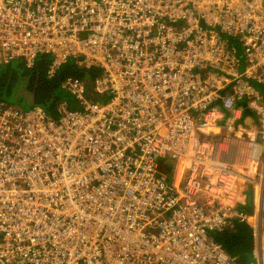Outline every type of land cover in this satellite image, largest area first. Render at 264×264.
<instances>
[{
	"label": "built area",
	"instance_id": "built-area-1",
	"mask_svg": "<svg viewBox=\"0 0 264 264\" xmlns=\"http://www.w3.org/2000/svg\"><path fill=\"white\" fill-rule=\"evenodd\" d=\"M40 53L98 98L0 101V264H236L235 222L264 264V0H0V64Z\"/></svg>",
	"mask_w": 264,
	"mask_h": 264
},
{
	"label": "trees",
	"instance_id": "trees-1",
	"mask_svg": "<svg viewBox=\"0 0 264 264\" xmlns=\"http://www.w3.org/2000/svg\"><path fill=\"white\" fill-rule=\"evenodd\" d=\"M51 55L40 53L31 67L21 58L0 64V101L27 108L33 104L42 106L49 114H57V105L66 100L68 107H78L79 103L61 84L68 75H78L87 79L89 96L98 98L91 91V80L97 69L77 65L72 59L62 64L56 72L47 74ZM264 88V86H263ZM164 170L171 173L172 163L167 161ZM235 259L236 264H255L251 255L252 236L250 227L235 222L232 227L210 233Z\"/></svg>",
	"mask_w": 264,
	"mask_h": 264
},
{
	"label": "water",
	"instance_id": "water-1",
	"mask_svg": "<svg viewBox=\"0 0 264 264\" xmlns=\"http://www.w3.org/2000/svg\"><path fill=\"white\" fill-rule=\"evenodd\" d=\"M248 112H249V110H248V109H246V110H245V113H248Z\"/></svg>",
	"mask_w": 264,
	"mask_h": 264
},
{
	"label": "rangeland",
	"instance_id": "rangeland-1",
	"mask_svg": "<svg viewBox=\"0 0 264 264\" xmlns=\"http://www.w3.org/2000/svg\"><path fill=\"white\" fill-rule=\"evenodd\" d=\"M235 43L237 44V42L235 41Z\"/></svg>",
	"mask_w": 264,
	"mask_h": 264
},
{
	"label": "crops",
	"instance_id": "crops-1",
	"mask_svg": "<svg viewBox=\"0 0 264 264\" xmlns=\"http://www.w3.org/2000/svg\"><path fill=\"white\" fill-rule=\"evenodd\" d=\"M252 238V237H251ZM252 246V245H251Z\"/></svg>",
	"mask_w": 264,
	"mask_h": 264
}]
</instances>
